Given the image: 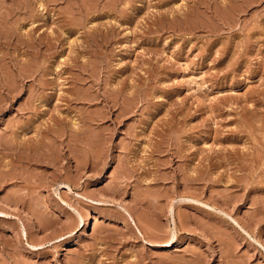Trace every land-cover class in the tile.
<instances>
[{
	"label": "rangeland",
	"instance_id": "374dc122",
	"mask_svg": "<svg viewBox=\"0 0 264 264\" xmlns=\"http://www.w3.org/2000/svg\"><path fill=\"white\" fill-rule=\"evenodd\" d=\"M0 264H264V0H0Z\"/></svg>",
	"mask_w": 264,
	"mask_h": 264
},
{
	"label": "bare ground",
	"instance_id": "6f19581e",
	"mask_svg": "<svg viewBox=\"0 0 264 264\" xmlns=\"http://www.w3.org/2000/svg\"><path fill=\"white\" fill-rule=\"evenodd\" d=\"M77 7V6H76ZM29 39V38H28ZM31 39V38H30ZM107 39V38H106ZM32 41V40H31ZM22 46V45H21ZM52 49V48H51ZM20 64V63H19ZM30 66V65H29ZM81 68V67H80ZM20 70V69H19ZM89 72V71H88ZM22 73V72H21ZM41 93V91H40ZM107 96V95H106ZM113 106V105H112ZM68 134V133H67ZM82 139V138H81ZM78 144V143H77ZM10 175V174H9ZM25 234V233H24ZM34 247V246H33Z\"/></svg>",
	"mask_w": 264,
	"mask_h": 264
}]
</instances>
